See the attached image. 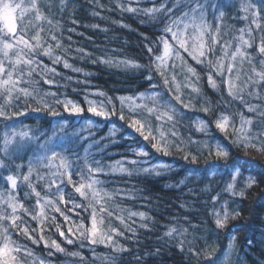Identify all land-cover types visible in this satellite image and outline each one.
<instances>
[{"label":"trees","instance_id":"16d2710c","mask_svg":"<svg viewBox=\"0 0 264 264\" xmlns=\"http://www.w3.org/2000/svg\"><path fill=\"white\" fill-rule=\"evenodd\" d=\"M201 2L207 4L206 17L208 22L213 24V32L216 23L221 26V43L238 37L239 29L252 27L255 38L253 47L245 50L251 54L259 70L260 61L264 60V56L256 51L261 33L251 24V20L252 12L258 10L257 22L264 26V0H201ZM46 3L47 0H41V7H45ZM118 3H122L125 8L131 6L147 9L159 8L165 0H68V6L63 13L58 8L59 0H55L56 6L51 11L45 8L46 13L53 19L52 25L46 22L43 24L45 39H48L49 32H54L62 45L60 49H55L56 54L62 55L72 68H79L82 71L75 72L72 68H64L61 62L54 65L59 73L54 77L58 86L46 85L38 76L34 77V80L39 81L41 95L45 91L56 92L58 99H68L79 104L83 112L80 114L65 112L60 105L57 107L59 115L53 117L47 111H33L41 106L35 100L22 98L16 110H24L27 107V111L25 115L14 119L17 129L24 125L32 129L39 127L44 130L55 126L58 122H67L69 126L67 131L77 134L72 147L81 157L79 167H84L85 156L89 161L101 162L99 166L103 172L97 174L95 178L102 181L101 188L115 197L107 205L114 212L111 223L124 232V235L114 239L127 251L114 252L111 246L90 245L87 240L83 241V245L80 241L71 245L66 244L56 232L51 216L57 217L56 223L61 225L66 234L70 222L66 223L59 213L49 209V220L45 222L44 235L49 241L56 239L65 248V252L46 248L43 243L33 244L24 236L13 234L12 239L26 246L32 253L31 256L23 257L24 264H41V261L44 264H264V154L253 148L245 150L242 146L233 143L232 127H229L226 136L214 124L216 117L224 113L230 117L232 125L239 127L240 120L237 114L243 113L245 118L254 120L251 126L252 134L264 130V121H261L255 112H248L245 107V104L256 105L259 110L264 111V86L252 85L243 93V102L239 99L234 100L227 94L221 77H214L217 88L209 86L206 63L197 64L186 53L183 54L187 64L194 67L199 74L200 79L197 81L195 77L186 73V69H182L180 59L175 56L170 57L168 71L175 74L176 83L180 86V94L185 102L191 101L192 107L185 109L182 105H176L179 110L176 116V131L179 133V138L175 142L180 143L183 140L184 151H177L172 147L168 155L157 152L149 141H145L139 133L128 126L127 119L120 120L118 113L105 119L87 110L85 97L98 104L101 101L106 103L107 98L111 97L119 111L120 101L116 99L117 97H134L138 93L153 90L167 95L163 81L155 69L151 71L153 77L151 81L145 78L149 74L146 66L150 64L145 44L155 41L160 35V25L154 23L142 11L121 10L117 7ZM244 3H251L255 7L245 13L241 8ZM213 4L216 5L215 8L212 7ZM168 7H171V3ZM220 12L224 13L223 17H220ZM246 15L248 19H244ZM218 17L219 20L216 19ZM73 20L76 23H72ZM32 34L34 33L30 30L29 35ZM145 36L148 37L147 40L144 39ZM245 38H248L247 33ZM238 42V40L233 41L230 51L235 50V43ZM51 43L55 48V42ZM221 54L220 48L217 47L213 59ZM100 58L113 63H100ZM41 59L45 64L53 66L48 57ZM125 60L134 61L145 67L134 68L119 64L120 61ZM93 61L97 62L93 63ZM173 62L176 65L175 69L170 67ZM239 67L240 63L237 60L236 68ZM248 68V64L245 63L244 71L247 72ZM235 75L234 70L232 76ZM245 79L246 76L242 75L237 84L243 86ZM189 80L199 88L198 93L186 86ZM153 83L160 87L151 89L150 85ZM173 88L175 89V85ZM252 89L259 92V98L255 94L248 95ZM96 92H103L105 95H93ZM46 99L48 103H54L53 97L48 96ZM136 102L140 103L139 100ZM173 103L175 104V101ZM204 106L210 107L211 111L207 113L202 111ZM108 107L110 109L111 105ZM125 112H128L127 104ZM89 120L93 122L91 129L87 128ZM197 120L208 123V135L195 130L194 122ZM5 123L9 122L0 121V133L5 130ZM156 124L153 118L154 130ZM170 128V124L161 122V130L166 134ZM112 131L115 135H110ZM209 137L213 138V143L219 142L228 149L230 154L227 160L208 156V150L203 142ZM189 138L201 143H188ZM138 147H144L149 155L137 157L134 150ZM185 152L197 155V161L193 163L190 157L185 160ZM20 155L23 156V161L18 159L16 162L26 163L28 156L23 152ZM70 158L76 160L75 156ZM131 159L146 163L133 166L127 163ZM118 161L123 162V166L130 169L150 167L154 164H166L169 167L162 169L160 175L133 171L129 176L118 170L113 172L112 166ZM233 165L239 168L240 173L235 181L236 191L245 189L249 176L257 181L251 188L245 189L244 198L233 196L226 191L227 184L232 182ZM26 170L25 168L24 171ZM15 171V168L11 169L13 174ZM7 174L9 172L6 169H0V176ZM73 179L78 181L79 177L74 175ZM182 180L183 184L180 183ZM7 189L6 181L0 179V191L6 193ZM37 190L43 191V186L38 185ZM26 192H30V189L20 182L17 189L18 199L26 207L32 208L35 197L26 196ZM67 193H72L76 201L80 202L81 198L74 193L71 186L67 187ZM213 196L218 197L215 202L212 200ZM59 206L65 209V205ZM225 206L230 212L238 210L240 215L235 219L230 218L225 228L218 229L214 222L215 213L220 212L222 215ZM67 207L70 208L71 205ZM90 211L91 209L89 212L77 209L76 213L79 215L73 212H67V215L77 223L84 218L87 225ZM130 211L144 212L150 219L142 220L139 216L129 218L127 213ZM121 214L128 227L135 230L134 232L115 219V215ZM21 215L26 224L33 229L37 228L35 220L23 213ZM145 223L148 228L141 227V224ZM171 227L178 230L187 229V232L184 237L176 234H173L172 238L164 236ZM34 235L39 239V231ZM232 237H235V241L229 247ZM180 239H185L184 251L177 246ZM189 242L201 253L199 257L188 252ZM71 253H79V255L73 256L70 255Z\"/></svg>","mask_w":264,"mask_h":264},{"label":"snow or ice","instance_id":"6c2138e0","mask_svg":"<svg viewBox=\"0 0 264 264\" xmlns=\"http://www.w3.org/2000/svg\"><path fill=\"white\" fill-rule=\"evenodd\" d=\"M169 3H171V7H168ZM54 6H56L55 0H47L43 8L41 7V0H26V4L25 0H21V2L0 0V101H3L0 103V121L9 122L4 124L5 130L0 133V169H6L9 172L7 175L0 176V179L6 181L8 185L6 193L0 191V264H24L23 257L32 255L26 246L20 245L12 239L13 234L24 236L33 244L43 243L46 248L50 247L57 252H65V248L56 239L49 241L44 235V225L49 220V209L54 213H59L66 223L70 222L66 234L61 225L56 223L57 217L51 216V222L55 224L56 232L66 244L71 245L80 241L83 245V241L87 240L90 245L111 246L114 252L127 251L118 245L114 239V237L124 235V232L111 223L114 212L107 205L115 197L112 193L101 188L102 181L95 178L97 174L103 172L99 166L101 162L89 161L85 156L84 167H79L81 157L72 147L77 134L67 131L69 127L67 122H58L55 126L44 130L39 127L32 129L24 125H21L19 129L15 127L14 118L25 115L27 111V107L24 110H16L22 98L35 100L41 106L33 109V111H47L53 117L59 115L57 107L60 105L63 106L65 112L74 114L83 112L79 104L68 99H58L56 92L45 91L41 95L39 81L34 80V77L38 76L44 84L58 86L54 77L59 73H57L54 65L63 62L64 68H72V65L62 55L55 52V49L62 47L57 35L54 32H49L47 40L44 36L43 24L45 22L49 25L53 24V19L46 13L45 8L51 11ZM67 6L68 0H59L58 8L61 13ZM117 7L127 12L142 11L154 23L160 25V35L156 37L155 41L145 44L150 59V64L146 66L149 74L145 78L151 81L153 79L151 71L155 69L163 81V88L167 95L164 92L153 90L138 93L134 97H117L116 99L120 101L119 111L111 97L107 98L106 103L101 101L99 104L87 100L85 97L88 104L87 110L95 116L105 119L118 113L119 119H127L128 126L139 133L145 141H149L151 147L157 152L168 155L172 147H175L177 151H184L185 142L183 140L180 143L175 142L179 138V133L176 131V116L179 110L176 105H182L185 109L192 107L191 101L185 102L180 94V86L176 83L175 74L168 71L170 57L175 56L180 59L182 69H186V73L195 77L197 81L200 79L199 74L194 67L187 64L183 54L186 53L197 64L206 63L209 86L214 89L217 88V81L214 77H221L227 94L234 100L239 99L243 102V93L252 85L264 86V60L260 61L261 68L258 70L251 54L245 50L253 47L255 38L251 26L247 29H239L238 37H233L232 40H224L221 43V26L216 23L213 32V24L209 23L206 17L207 4L202 3L201 0H165V3H162L159 8L138 9L131 6L125 8L122 3H118ZM212 7L215 8L216 5L213 4ZM254 7L251 3H244L241 6L245 13ZM177 13L179 14L177 15ZM223 15L224 13L220 12V17ZM258 16V10L252 12L251 24L255 25V28L261 33L256 51L264 56V26L257 22ZM216 19L219 20V17ZM244 19H248V16L246 15ZM72 23H76V21L73 20ZM30 30L34 34L29 35ZM69 30L71 31V29ZM245 33L248 35L247 39ZM144 39L147 40L148 37L145 36ZM234 40L239 42L235 43V50L230 51ZM51 42H55V48ZM217 47L220 48L222 54L215 57L214 60ZM157 52L160 54H156ZM41 57H48L53 66L45 64ZM237 60L240 63L239 69L236 68ZM96 62L93 61V63ZM99 62L113 63V61L104 58H100ZM245 63L249 66L247 72L244 71ZM119 64L134 68L145 67L130 60L120 61ZM170 67L175 69V63L173 62ZM72 70L75 72L82 71L79 68H72ZM234 70L236 71L235 77L232 76ZM85 75L88 74L85 73ZM242 75L246 76V79L243 81V86H240L237 81L241 80ZM173 85H175V89ZM186 86L191 87L193 92H199V88L191 80ZM159 87L155 83L150 85L151 89ZM253 94L259 98V92L255 89L248 92L250 96ZM93 95L104 96L105 94L96 92ZM48 96L53 97L54 103L47 102L46 97ZM137 100L140 103H137ZM126 104L127 113L125 112ZM108 105H111L110 109ZM245 107L248 112H255L259 119L264 121V111L259 110L258 106L245 104ZM201 110L207 113L211 111V108L204 106ZM237 115L240 120L239 127L232 125L230 117L224 113L216 117L215 127L220 132L225 133L226 136L229 127H232L233 143L242 146L245 150L253 148L264 154V130L252 134L251 126L254 120L245 118L243 113ZM153 118L157 122L155 130ZM161 122L171 125L167 134L161 130ZM194 126L197 132L208 135V123L204 120L195 121ZM92 127L93 122L87 121V128L91 129ZM110 135H115V132L112 131ZM212 139L209 137L203 142L204 147L208 150V156L227 160L230 154L228 149L219 142L213 143ZM187 142L201 143V141L191 138ZM21 152L28 156L26 163L16 162L18 159L23 161ZM134 154L137 157L149 155L144 147L135 149ZM71 156H75L76 160L73 161ZM189 157L193 163L198 159L197 155L185 152L184 159L188 160ZM127 163L138 166L146 163V161L131 159ZM168 167L169 165L166 164H154L150 167L130 169L124 167L123 162L118 161L116 165L112 166V170L113 172L118 170L121 173H127L129 176L133 174V171L160 175L161 170ZM12 168L16 170L14 174L11 172ZM25 168L26 171H24ZM233 168L232 182L227 184L226 191L233 196L244 198L246 196L245 189L251 188L257 181L249 176L245 183V189L236 191L235 181L240 173L238 167L233 165ZM74 175L79 177L78 181L73 179ZM20 182L30 189V192H26L25 195L35 197L32 208L26 207L18 199L17 189ZM180 183L183 184L184 181L182 180ZM38 185L43 186V191L37 190ZM68 186H71L74 193L81 198L79 203L72 193H67ZM217 199V196L212 197L214 202ZM59 205H65V209H61ZM68 205L71 207H67ZM77 209H82L84 212H89L91 209L87 218V225L84 218H81L77 223L67 215V212L79 215L76 213ZM21 213L35 220L37 228L33 229L29 224H26ZM127 215L129 218L139 216L142 220L150 219L144 212L130 211ZM239 215L238 210L230 212L225 206L222 215L220 212L215 213V225L218 229H223L230 218L235 219ZM115 219L128 230L135 231L128 227L123 214L115 215ZM141 227L148 228V225L146 223L141 224ZM37 231H39V239L34 235ZM186 232L187 229L178 230L171 227L164 233V236L172 238L173 234H176L184 237ZM185 239L178 241L177 246L181 251L185 250ZM234 241L235 237H232L229 247ZM187 250L193 256L199 257L201 255L191 245V242L188 243ZM49 254L51 255V253ZM70 255L76 256L79 253H71ZM41 264L44 262L41 261Z\"/></svg>","mask_w":264,"mask_h":264}]
</instances>
